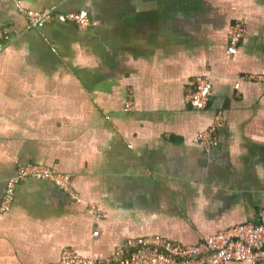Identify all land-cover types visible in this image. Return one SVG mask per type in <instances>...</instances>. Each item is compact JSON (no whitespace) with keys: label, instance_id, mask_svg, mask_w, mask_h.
Returning <instances> with one entry per match:
<instances>
[{"label":"crops","instance_id":"crops-1","mask_svg":"<svg viewBox=\"0 0 264 264\" xmlns=\"http://www.w3.org/2000/svg\"><path fill=\"white\" fill-rule=\"evenodd\" d=\"M22 3L87 10L91 24L33 28L14 0H0V32L10 35L0 36V207L7 181L29 164L70 174L83 202L49 181L23 182L0 219V264L264 226V81L241 80L264 76V0ZM234 19L246 32L230 56ZM198 76L212 84L203 110L186 100ZM220 111L224 126L206 149L195 138Z\"/></svg>","mask_w":264,"mask_h":264},{"label":"built area","instance_id":"built-area-1","mask_svg":"<svg viewBox=\"0 0 264 264\" xmlns=\"http://www.w3.org/2000/svg\"><path fill=\"white\" fill-rule=\"evenodd\" d=\"M19 12L33 28H43L54 20L72 21L81 29H87L90 15L87 10L63 12L56 6L45 10L26 8L22 0H14ZM246 32L245 22L234 19L228 30L227 53L232 56L238 52ZM0 36L10 38L8 31H1ZM2 46L0 45V50ZM264 81L263 75H249L241 78ZM212 84L208 78L198 76L187 89L186 100L197 110L205 109L210 101ZM133 109L128 103L126 110ZM224 113L217 114L215 127L202 130L195 140L210 149L216 145V130L224 126ZM49 181L61 191L69 194L77 202L83 198L73 186L72 176L45 165L29 164L21 166L17 174L6 184L3 203L0 207V219L10 211L18 187L26 181ZM96 209V208H95ZM100 215V214H99ZM101 216V215H100ZM264 264V226L244 224L231 227L213 236L202 238L196 244L183 245L161 236L128 238L106 257H86L72 250H65L61 260L55 264Z\"/></svg>","mask_w":264,"mask_h":264}]
</instances>
